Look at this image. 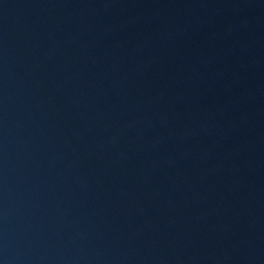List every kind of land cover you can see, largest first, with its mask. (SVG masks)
<instances>
[{
    "label": "water",
    "instance_id": "95a60500",
    "mask_svg": "<svg viewBox=\"0 0 264 264\" xmlns=\"http://www.w3.org/2000/svg\"><path fill=\"white\" fill-rule=\"evenodd\" d=\"M0 264H157L66 164L1 63Z\"/></svg>",
    "mask_w": 264,
    "mask_h": 264
}]
</instances>
